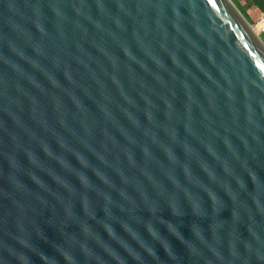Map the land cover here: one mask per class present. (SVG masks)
<instances>
[{
  "label": "water",
  "instance_id": "95a60500",
  "mask_svg": "<svg viewBox=\"0 0 264 264\" xmlns=\"http://www.w3.org/2000/svg\"><path fill=\"white\" fill-rule=\"evenodd\" d=\"M232 0H0V264H264V42Z\"/></svg>",
  "mask_w": 264,
  "mask_h": 264
},
{
  "label": "rangeland",
  "instance_id": "374dc122",
  "mask_svg": "<svg viewBox=\"0 0 264 264\" xmlns=\"http://www.w3.org/2000/svg\"><path fill=\"white\" fill-rule=\"evenodd\" d=\"M235 5L238 7L240 12L244 15V17L248 20V22L250 24H254L260 18V16H261L260 14L264 13L263 11H261L259 9L258 6L254 5L251 0H239V5L242 6V9L238 6V4L235 3ZM254 29H255V27H254ZM256 32H257V30H256ZM257 34L262 39V41L264 42V33L263 34H259L257 32Z\"/></svg>",
  "mask_w": 264,
  "mask_h": 264
},
{
  "label": "built area",
  "instance_id": "2783aa9c",
  "mask_svg": "<svg viewBox=\"0 0 264 264\" xmlns=\"http://www.w3.org/2000/svg\"><path fill=\"white\" fill-rule=\"evenodd\" d=\"M252 25L256 27L259 34H263L264 33V14L261 15L260 18Z\"/></svg>",
  "mask_w": 264,
  "mask_h": 264
},
{
  "label": "trees",
  "instance_id": "16d2710c",
  "mask_svg": "<svg viewBox=\"0 0 264 264\" xmlns=\"http://www.w3.org/2000/svg\"><path fill=\"white\" fill-rule=\"evenodd\" d=\"M234 4H238V6L242 9V6L239 5V0H232ZM252 3L259 7L261 11L264 12V0H251ZM246 12V11H245ZM246 14V13H245ZM264 13H261L260 15H263ZM248 15V14H247ZM253 22V21H252ZM255 27V26H254ZM256 29V27H255ZM257 30V29H256ZM258 32V31H257Z\"/></svg>",
  "mask_w": 264,
  "mask_h": 264
},
{
  "label": "bare ground",
  "instance_id": "6f19581e",
  "mask_svg": "<svg viewBox=\"0 0 264 264\" xmlns=\"http://www.w3.org/2000/svg\"><path fill=\"white\" fill-rule=\"evenodd\" d=\"M249 24H250V23H249ZM249 27H250V29L252 30V32L255 34V36L258 38L259 36H258L256 30L254 29V27H253L252 25H250Z\"/></svg>",
  "mask_w": 264,
  "mask_h": 264
}]
</instances>
